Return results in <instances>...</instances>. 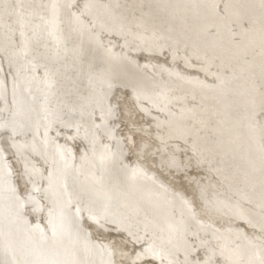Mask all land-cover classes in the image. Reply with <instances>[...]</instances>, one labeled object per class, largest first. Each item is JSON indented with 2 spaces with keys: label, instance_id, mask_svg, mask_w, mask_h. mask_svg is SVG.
I'll use <instances>...</instances> for the list:
<instances>
[{
  "label": "bare ground",
  "instance_id": "bare-ground-1",
  "mask_svg": "<svg viewBox=\"0 0 264 264\" xmlns=\"http://www.w3.org/2000/svg\"><path fill=\"white\" fill-rule=\"evenodd\" d=\"M74 1L0 0V48H3L0 57L5 53L3 57L8 60L15 78L11 91L4 81L0 82V131L6 129L13 136L12 139L7 137L6 143L12 151L10 153L24 166L31 183L26 199H19L13 178L14 167L10 163L8 166L6 153L0 149V264H93L82 256L74 237L88 246L100 259V264H112L111 253L106 252L103 258L101 250L85 233L80 214L72 212L74 206L76 211L81 206L84 208V214L94 221L97 232H103L105 225L102 223H108L125 236V242L131 238V242L144 245L131 258L120 250L127 262H138L147 256L159 264L194 263L189 257L191 249L184 239L190 231L191 220L188 217L178 219L179 214L173 219L168 216L170 212L164 214L165 207H161L157 198L143 197L149 189L142 191L144 184L137 182L135 173H143L142 166L138 167L139 171L129 173L125 168V174L119 169V150L112 145L109 149H103L106 146L98 148L99 133L109 131L115 113L111 106L107 108V104L112 105L114 86L126 87L131 92L139 109L152 120L161 144L167 140L184 143L186 151L192 154L198 165L214 177V183L224 187V192L219 195L211 194L213 199L208 196L211 204H206L210 212L228 213L235 220L264 224L259 221L260 213L264 211V158L259 154V149L264 147V57L257 63L252 60L249 65L243 64L245 59L257 55L259 43L264 46V0H84L80 8L72 12ZM224 8L227 13L222 16ZM86 19L92 27L86 26ZM237 19L248 24V37L231 34L227 22ZM210 27L216 33L208 34ZM97 28L108 36L96 38ZM102 44L108 46L106 50L101 48ZM117 47L124 53L115 54L113 49ZM141 53L149 58L153 54L165 53L173 60L181 61L185 69L195 67L203 78L210 80V84L199 78H187L190 74L185 76L180 69L167 70L165 67L157 72L164 78L150 80L143 75L144 72L129 65L132 58ZM178 53L180 55L176 58ZM226 60L230 61L227 69ZM146 64L156 68L157 63L150 61ZM242 67L250 70V75L257 71L256 80L251 78L247 84L228 88L229 73L240 71ZM186 99L189 104L184 103ZM143 101L149 104L144 105ZM173 106L180 109L173 112ZM13 108L15 114L9 121L8 112ZM93 112L98 114L99 123L92 127L88 117ZM252 113L258 114L257 119L254 117L256 120L250 118ZM55 126L69 128L65 130L71 128L76 138L80 137L86 143V158L83 157L84 161L80 159L78 167L69 163L70 158L65 155L68 150L64 154L63 149L55 144V136L50 134ZM164 147L167 146L163 145V150ZM173 149L166 150L169 154L164 162L169 168L176 169L181 160ZM153 185L156 188V184ZM159 187L156 192H163L164 189L160 191ZM52 194L55 195L51 197ZM37 195L43 196L45 200H41H47L54 207V213L50 208L46 214L50 237L43 232L41 225L31 227L29 217L25 218L23 214L24 206H36ZM150 196L154 195L150 193ZM251 198L258 202L256 210L243 204L244 200ZM183 203L178 206L183 207V211L186 212L188 206L193 208L189 202H185L186 206ZM173 206L167 208L170 210ZM32 210H29L31 215L35 212ZM198 217L202 219V215ZM198 217L196 213L193 218L199 220ZM195 222L203 225L201 221ZM192 223L199 226L194 221ZM68 226L76 232V236L71 235L73 239L66 230ZM259 236H254L255 243L262 237ZM234 239L230 241L234 242ZM241 245L229 251L225 244H221L218 252L223 260H220L238 264L237 256L243 253L247 256L251 250L255 252L251 246L248 249ZM205 252L202 262L211 263L212 251H209L211 254L207 249ZM261 254L264 256V252ZM245 262L248 264L247 260Z\"/></svg>",
  "mask_w": 264,
  "mask_h": 264
},
{
  "label": "rangeland",
  "instance_id": "rangeland-1",
  "mask_svg": "<svg viewBox=\"0 0 264 264\" xmlns=\"http://www.w3.org/2000/svg\"><path fill=\"white\" fill-rule=\"evenodd\" d=\"M82 1H84V0H75L74 2H72V5H71V10H72V12H74V11H77L79 8H80V5H81V3H82ZM219 4H221V1L219 2ZM218 4V5H219ZM75 5V6H74ZM77 7H78V9H77ZM222 8H223V6H221ZM219 10H220V7H219ZM227 12H226V9L224 8V13H221L220 15H222V16H225V14H226ZM86 17V16H85ZM87 18V17H86ZM241 19H237V21H233V22H231V21H228L227 22V24H228V26H229V28H230V32H231V34L233 35V36H238V35H243L244 34V37L246 38V37H248V35H247V33H248V28H249V26H248V24L247 23H245V22H242V21H240ZM85 22V24H86V26L87 27H92V25H91V23H88L89 22V20H85L84 21ZM213 30V31H212ZM207 33L208 34H213V33H216V31L213 29V27H210L209 29H208V31H207ZM104 34V35H103ZM95 35H96V38L98 37V39H100V37L101 38H103V39H105V37H107L108 35L105 33V32H103L102 31V29H98L97 28V32L95 33ZM102 35V36H101ZM232 41H236V40H232ZM258 42H259V40H258ZM101 46V48L102 49H104V50H106V44H102V45H100ZM103 46V47H102ZM112 46V45H111ZM108 47V46H107ZM113 47V46H112ZM121 48H119L118 49V47L116 48V49H113L114 50V52H115V54L116 53H118V54H121V52H122V54L124 53L123 52V50L121 49ZM203 50H205V49H203ZM118 51V52H117ZM0 52H3V48H0ZM120 52V53H119ZM263 53H264V46L262 45V44H260L259 43V46H258V49H257V55L255 56H250L248 59H245L244 60V58H243V60H244V65L246 66V65H249L250 64V62L253 60V63H257V62H259L264 56H263ZM3 55H5V53H3V54H1V56L2 57H0V82H2V81H4L3 83L5 84V86L8 88H10L9 89V91H11V89L13 88L12 86H14L15 85V83L13 82V81H15V78H14V72H13V70H12V68H11V66H9L10 64H9V62H8V60L6 59H4V57H3ZM158 55V56H157ZM159 55H160V57H159ZM180 55V53H178L177 54V56H176V58L178 57ZM151 57L149 58L148 56H146V55H143V53H141V55L140 56H132L133 58V61L131 62V63H129V65H131L133 68H135L136 70H138V71H141V73H143V75H145L147 78H151L150 80H154V79H162V77L164 78V75L161 73H157V72H160V71H158L159 70V68H162V67H165V68H167V70L169 69H173V68H175V69H180V70H182L181 72H184V75L185 76H187V75H189V76H187V78H199V80H202V82H204V83H206V84H210V80L207 78H203L202 76H201V74L200 73H198V70H196V68L194 69L192 66L191 67H188V68H183L182 67V63H181V61H179L178 59H175V60H173L172 58H170V57H168V55L166 56V54L165 53H158V54H153V55H150ZM153 56V57H152ZM135 59V60H134ZM151 59V60H150ZM159 59V60H158ZM154 60H156V61H154ZM4 61V62H3ZM150 61H153L155 64H156V68H157V70H156V68H151V65H148V64H146V63H150ZM174 63H173V62ZM8 62V63H7ZM177 62V63H176ZM230 61L229 60H226V62H224V65H225V68L227 69V68H229L230 67V65L228 64ZM144 63V64H143ZM252 63V62H251ZM142 64H143V66H142ZM173 64V65H172ZM175 64V65H174ZM181 64V65H180ZM144 65H146L145 67H144ZM162 65V66H161ZM168 65V66H167ZM172 67H171V66ZM179 65V66H178ZM229 65V66H228ZM144 67V68H142V67ZM147 66H150V67H147ZM154 66V65H153ZM180 66H181V68H180ZM148 68V69H145V68ZM139 69H141V70H139ZM150 69H152V72H151V70ZM231 69V68H230ZM234 69V68H233ZM257 69V68H256ZM3 70V71H2ZM146 72H145V71ZM149 70H150V72H149ZM183 70H185V71H183ZM235 70H233V72H234ZM8 72V73H7ZM12 72H13V74H12ZM256 72L257 71H255L254 73H252L251 75L249 74L250 73V70H245L243 67L241 68V70L240 71H236V72H234V73H229L230 74V78L227 80V82H226V86L228 87V88H233V86L234 85H237V84H241L242 83V85H244V84H247L249 81H251L250 79L252 78L254 81L256 80L254 77L256 76ZM3 73V74H2ZM189 73V74H188ZM198 73V74H197ZM155 74V75H154ZM157 74V75H156ZM9 75H11V76H9ZM157 78H156V77ZM2 77V78H1ZM13 77V78H12ZM155 77V78H154ZM11 79V80H10ZM212 83H214V82H212ZM19 84V83H18ZM124 87L123 86H121V87H117V86H114L112 89H115V90H112L111 91V94H112V92H113V96L114 97H112V99H111V102H112V105H110V104H107V108H109L110 106L112 107V108H114V110H115V113H114V116L112 117L113 119L111 120V122L109 123L110 124V126H109V131L105 134V133H103V132H100V133H102V134H100L99 132V137H98V139H99V143H98V148H102V147H105V148H103V149H109L110 148V146L112 145L113 146V148L115 149V150H119L118 151V154H119V160H121L120 161V167H119V169L120 170H122L121 172H125V168L127 169L128 168V170H126L127 171V173H129V172H132V171H135V170H137L138 169V171L140 170L138 167H141L142 166V168L144 169L143 170V173H140V171L139 172H136L135 171V173L137 174V182L139 181V183L141 182V184H144L143 185V187L141 188L142 189V191L144 192L145 191V189L147 188V189H149L150 191L151 190H153V191H149L148 190V192H146L147 193V195H145L146 193L144 192V196H143V194H142V196L145 198V196H149L148 198H150V199H152V197H153V199H156L157 198V200H158V202H159V204L160 205H162L161 207L162 208H164V214L167 212V214H168V216L169 217H171V218H176L177 219V216L176 215H178V219H180V218H182V219H186L187 217L189 218V220H191L192 222L194 221V223L197 225V223L195 222V221H197L198 223L200 222V223H203V225L205 224V225H207V227L205 228V225H204V227H202L203 225L202 224H198L197 226L198 227H196L191 221L189 222V224L191 225H189V229H190V231H191V234H190V231H189V233H187L186 234V236H185V242L189 245V247H190V249H191V252H190V255H189V257L192 259L191 261H193L194 263L193 264H208V263H210V262H202L203 261V258L205 257L204 255H206L205 253V251H206V249H207V251H208V253H210L209 251H212L211 253H212V257L213 258H209V260H212L211 261V263L210 264H221V262H222V264L224 263V261H221V260H223V257H221L220 255H219V252L218 251H220V246H221V244L223 245V244H225V248L227 249V250H229V251H231L232 249H235V248H238V247H240V245L242 244L243 246H245L246 248H250L249 246H251V249H255V252L254 251H252L251 249V252H253V253H247V256H246V254H240L239 256H237L236 257V260H237V263L238 264H246L247 262H245L244 263V261H248V264L250 263V261H251V259L253 260V258H255V263L256 264H264V256H263V254H261V252L263 253L264 252V224H260V223H258L257 221H255V222H252V221H249V220H243V219H240V221H239V219L238 220H235L234 218H232L228 213H226L225 215H222V214H217V213H213V212H210L209 210H210V204L211 203H209L210 201H211V198L213 199V197H212V193H214L215 195H219L220 194V192H224V187L219 183V184H215L214 183V181H216L215 179H214V177L213 176H211V174H209V172L208 171H206L204 168H202L200 165H198V163L193 159V156H192V154H190V152L188 151H186V148H187V146H185V144L184 143H182V144H184V145H182L181 144V142H179V141H176V140H167L164 144L162 143H160L159 141H158V139H157V136H158V134L156 133V131L154 130L155 128H153L154 126L152 125V123H151V119L149 118V117H146V115H144L143 114V112L139 109V107L137 106V104H136V100L134 99V97L132 96V94H131V92H129V90L128 89H123ZM212 88V87H211ZM211 88L209 89V91H211ZM17 90V89H16ZM14 91H15V89H14ZM17 92H19L18 90H17ZM110 94V95H111ZM109 95V96H110ZM116 97V98H115ZM257 97V96H256ZM114 100V101H113ZM118 100H120V101H118ZM258 100V99H257ZM188 101V102H187ZM134 102H135V105H134ZM184 103L186 104H189L190 102H189V99H186V101H184ZM143 104L144 105H147V104H149L148 102H146V101H143ZM106 106V105H105ZM118 106V107H117ZM177 109H180V108H178V107H172L171 108V111H173V112H175ZM130 111V113H128ZM153 111V110H152ZM155 111H153V113H154ZM8 114H9V118H8V120L9 121H12L13 120V116H14V114H15V109L13 108V109H10V111L8 112ZM96 112L94 113H91L90 115H89V117H88V120L90 121V124H92L91 126L93 127V126H97V123H99V116H98V114H97V116H96ZM129 114V115H128ZM256 114V115H255ZM252 113V114H250L251 116H250V118L252 119V120H256L257 118H258V114L257 113ZM142 115V116H141ZM129 118H128V117ZM12 117V118H11ZM134 117V118H133ZM256 119H255V118ZM11 118V119H10ZM116 119V120H115ZM57 126H55L54 128H53V130L51 131V136L52 137H54V138H56V139H54L53 138V140L55 141V144H57V146L59 147V148H61V149H63L62 151H63V153H64V151H65V153L67 152L66 150H68V152L65 154L66 156H68V158H70V159H68L67 157V159H68V161H69V163H72L73 164V166L74 167H78L79 166V163H80V161L81 160H83V157L85 156V158H86V153H87V150H86V143L84 144L83 142V140H81V138L80 137H77L76 138V136L74 135V131L73 130H71V128H70V130H65V129H69V128H67V127H65V129H62L63 127L62 126H58V128H56ZM61 127V128H60ZM59 130V131H58ZM54 131V132H53ZM57 131V132H56ZM111 131V132H110ZM113 131V132H112ZM59 132V133H58ZM143 134H142V133ZM63 133V134H62ZM69 134V135H68ZM104 137H103V136ZM106 135H108V136H106ZM143 135V136H142ZM57 136V137H56ZM67 136V137H66ZM106 136V137H105ZM111 136V137H110ZM7 137H10L11 139H12V137L13 136H11L10 135V133H9V131L8 130H3V131H0V149L2 150V151H4V153H6V157H5V161H6V163L8 164V166H9V163L10 164H12L11 166H13L12 168H13V178H14V183L16 184V189H17V194L19 195V199H21L22 200V198H23V200H25L26 199V194L28 193V191H29V187H30V185H31V183H30V181H29V177L27 176V174L24 172V166L23 165H21L20 164V162H19V160L18 159H16V156L13 154V153H10V152H12L11 151V149L10 148H8L9 146L7 145V143H6V138ZM60 137V138H59ZM107 138V139H106ZM19 139V138H18ZM71 139H73V140H71ZM66 140V141H65ZM80 140V141H79ZM147 141V142H146ZM58 142V143H57ZM170 142H172L171 144H169ZM72 143V144H71ZM158 143H160L159 145H158ZM167 143V144H166ZM174 143H175V145H174ZM179 143V144H178ZM59 144H62V145H64L65 147H62V145H59ZM108 145V146H107ZM163 145L164 146H167V147H164V150H163ZM172 145V147H170ZM61 146V147H60ZM73 146V147H72ZM178 146V147H177ZM156 147V148H155ZM159 147H161L160 149H159ZM176 147V148H175ZM184 147V148H183ZM186 147V148H185ZM64 148H66V149H64ZM67 148H69V149H67ZM118 148V149H117ZM173 149V150H176L178 153H177V156H178V158H179V161H180V165L176 168V169H172V168H169L168 166H166V164H165V159H166V156H168V151L166 152V150H169V149ZM41 149H43V151L45 150V147L43 148V147H41ZM93 150H94V148H92ZM91 149V150H92ZM159 149V150H158ZM84 150H86V151H84ZM158 150V151H157ZM161 150V151H160ZM89 151H90V148H89ZM165 151V152H164ZM86 152V153H85ZM68 153H70L71 154V157H72V159H71V157H70V154H68ZM82 153H84V154H82ZM89 153V152H88ZM125 153V154H124ZM167 153V154H166ZM12 154V155H11ZM179 154V155H178ZM259 154H260V156L261 157H263L264 158V147L262 146V148L261 149H259ZM74 157V158H73ZM84 158V159H85ZM192 158V159H191ZM81 159V160H80ZM158 159V160H157ZM162 159H164V160H162ZM185 160H187V161H185ZM73 161V162H72ZM84 161V160H83ZM184 162V163H183ZM186 162V163H185ZM123 163H124V165H125V167H123L124 165H123ZM182 163V164H181ZM128 166V167H127ZM122 168H124V169H122ZM136 168V169H135ZM172 169V170H171ZM124 170V171H123ZM186 171V172H185ZM25 174V175H24ZM125 174H126V172H125ZM146 174V175H145ZM46 175H47V171H46ZM141 175V176H140ZM148 175V176H147ZM157 175V176H156ZM202 175V176H201ZM149 176H152L155 180H151L150 179V177ZM211 176V177H210ZM139 177H141V178H139ZM208 177V178H207ZM213 177V178H212ZM142 178H144V179H146L147 178V180L145 181L144 179L142 180ZM212 178V179H211ZM140 179V180H139ZM213 179H214V181H213ZM28 181V182H27ZM149 181V182H148ZM156 181V182H155ZM159 181V182H158ZM213 182V183H212ZM147 185H149V186H147ZM153 183L154 184H156L159 188H161L160 189V191L162 190V188L164 189V191L163 192H160V193H163L165 196H166V198L164 197V195L163 194H161L160 195V193L159 192H156L157 190H159L158 188H157V186L155 185V187L157 188H154V185H153ZM210 183H212L213 185H215V186H212V184H210ZM28 184H30V185H28ZM138 184V183H137ZM150 184H152V186L150 185ZM206 185V186H205ZM211 185V186H210ZM41 186V189L43 188V186L42 185H40ZM151 186V187H150ZM201 187V188H200ZM216 188L215 190L214 189H212V188ZM145 188V189H144ZM151 188V189H150ZM153 188V189H152ZM208 188V189H207ZM154 189H156V190H154ZM204 189V190H203ZM210 189V190H209ZM213 190V192H211L212 190ZM200 190L202 191V192H200ZM206 190H207V192H206ZM217 190V191H216ZM227 190V189H226ZM142 192V193H143ZM169 192V193H168ZM149 193V194H148ZM150 193H151V195H154V196H150ZM159 193V194H158ZM202 193V194H201ZM155 194L157 195V197L155 196ZM169 196H168V195ZM172 194V195H171ZM203 194H205L204 196H203ZM55 194H52L51 195V197L52 196H54ZM170 195H171V197H170ZM176 195V197H173V196H175ZM201 195V196H200ZM38 197H37V204H36V206L34 205V206H30V205H26V206H24V212H23V214H24V217L25 218H28L29 217V219H27L28 220V222L30 223V225H31V227L34 225L35 227H36V225H38L37 227L39 228V226H40V228L41 229H43V232L47 235V236H49L50 237V232H49V230L47 229L48 228V226H47V223H46V214H48V211H50V208H51V212L52 213H54L55 211L53 210V208L54 207H51V204L49 205V203H47L48 201L46 200V201H44L45 199H44V197L42 196H40V195H37ZM158 196H159V198H158ZM162 196V198H161V200L159 201V199H160V197ZM177 196L178 197H180L179 199L177 198ZM199 196V197H198ZM202 196H203V199H202ZM208 196H210V197H208ZM155 197V198H154ZM206 197V198H205ZM40 198V199H39ZM41 198H43L44 200H41ZM163 198H164V201H163ZM176 198L178 199V200H176ZM255 198V197H254ZM254 198H251V200L249 199V200H244L243 202H245V203H243L244 205L246 204V206L248 205L250 208H252V209H254V210H256V207L258 206V202L254 199ZM166 199V200H165ZM174 200V202H172L173 200ZM167 200H168V202L170 203V202H172L170 205H174L173 207L175 208L176 206L178 207L179 205H180V203H182V202H184L183 204H184V206H186V204H185V202H189L190 203V207H192V205H193V208H188L187 207V210H186V212L185 211H183V207H176L177 208V211H176V209H174V208H172L171 207V209L169 210L168 208H170L169 206L170 205H168L167 203ZM180 200V202H178ZM189 200V201H188ZM203 200V201H202ZM208 200V201H207ZM182 201V202H181ZM204 201H205V204H206V202H208L207 204L209 205V206H207V204L206 205H204ZM255 201V202H254ZM51 202H52V200H51ZM166 203V204H164V203ZM39 203V204H38ZM177 203V204H176ZM179 203V204H178ZM192 203V204H191ZM29 204V203H28ZM40 205V206H39ZM167 205V206H166ZM48 206V207H47ZM181 206V205H180ZM209 207L208 209L207 208H205V207ZM247 206V207H248ZM39 207V208H38ZM168 207V208H167ZM74 208H75V206H74ZM73 208V210H72V212H74L75 211V214H80V217H81V222H82V227H84L83 229H84V231H85V233L87 234V236L89 237V239L92 241V243L98 248V249H100L101 250V255L103 256V258L104 257H106V252H107V254L108 253H111V256H112V258H113V261H112V264H159L158 263V261L155 259L154 260V258L152 259V258H150V257H147L146 256V258H144V259H142V260H140V261H135V262H132V261H130V262H127L126 261V259H124V256H123V254L122 253H120V250H123L124 252L123 253H126V254H128L126 257L128 258H131L132 257V255H134L135 253H137L140 249H142V246H144L143 244H141V245H139L138 243H135V241H134V243L133 242H131L130 240H131V238H130V243H129V241H126L125 242V240L124 239H126L125 238V236L121 233V232H119L118 230H117V228L114 226V225H111V224H109L108 225V223H102L103 225H105V226H103V232H97L96 230V227H95V225H94V221L93 220H90L89 219V217L87 216V215H85L86 213H85V211H84V208L81 206V207H79L78 209H77V211L75 210ZM181 208V209H180ZM31 209H33L32 211H35L34 212V214L33 215H31V211H29V210H31ZM167 210V211H166ZM179 210H182L181 212L179 211ZM189 210V211H188ZM178 211L180 212V213H182L181 215H180V213H178ZM192 211V212H191ZM203 213H202V212ZM174 212V213H173ZM187 212H191L192 213V216H191V213H187ZM264 211H261V213H260V215H262V216H260L259 217V221H263L264 222V213H263ZM29 213H30V215H29ZM85 213V214H84ZM196 213H197V217L198 216H201L202 215V219H201V217H198L199 218V220L198 219H196V220H194V218L193 217H195L196 216ZM206 213H207V215L208 216H211L210 218L206 215ZM263 213V214H262ZM190 214V215H189ZM199 214V215H198ZM210 214V215H209ZM224 214V213H223ZM228 214V215H227ZM206 215V216H205ZM28 216V217H27ZM54 216V215H53ZM227 218H226V217ZM40 217V218H39ZM88 217V218H87ZM184 217V218H183ZM209 219H208V218ZM225 217V218H224ZM230 217V218H229ZM173 218V219H174ZM232 218V219H231ZM51 219H52V217H51ZM193 219V220H192ZM205 219L206 220H209V222H205ZM89 220V221H88ZM229 220V221H228ZM243 220V221H242ZM93 221V222H92ZM232 221V222H231ZM246 221L248 222L247 224H245L246 223ZM231 222V223H230ZM243 222V223H242ZM249 222H250V225H249V227H248V224H249ZM38 223V224H37ZM207 223V224H206ZM210 224V226H209V224ZM239 223V224H238ZM241 223V224H240ZM256 223V224H255ZM260 224V225H259ZM70 225V224H69ZM232 225H234V226H232ZM67 226V225H66ZM193 226H195V227H193ZM219 226V227H218ZM246 226V227H245ZM250 226H252V227H250ZM256 228H255V227ZM36 227V228H37ZM214 227L216 228V229H214ZM262 227V228H261ZM107 228V229H106ZM196 228V229H195ZM199 228H201V229H199ZM210 228V229H209ZM249 228H250V230H249ZM258 228V229H257ZM192 229L195 231V232H193L192 231ZM205 229V230H204ZM218 229H219V231H218ZM220 229H224V230H220ZM231 229H233L234 231H232L231 232ZM257 229V230H256ZM66 230H68L67 232H69V235H70V237L73 239V237L74 236H76V232H75V230L72 228V226H68V227H66ZM106 230V231H105ZM209 230H211V231H209ZM227 230V231H226ZM239 230V231H238ZM241 230V231H240ZM36 231V230H35ZM199 231V232H198ZM236 231V232H235ZM244 231V232H243ZM202 232V234H200ZM214 234H213V233ZM215 232L216 233H220V234H215ZM230 232H231V234H233V235H231L230 234ZM50 233V234H49ZM71 233V234H70ZM196 233V234H195ZM206 233H207V235H206ZM227 234V233H229V234H227V235H229L230 237H228V236H226L225 234ZM262 233V234H261ZM204 234V235H203ZM222 234H223V236H222ZM235 234V235H234ZM237 234V235H236ZM260 235L259 237H261L260 238V240L259 241H257V243H255L256 241H255V238H254V236H256V235ZM73 237H72V236ZM197 235V236H196ZM222 238H220L219 236ZM189 236V237H188ZM203 237L202 239H201V237ZM215 238V242L214 241H212L213 240V238ZM235 238H233V237ZM239 238H238V237ZM241 236V237H240ZM128 237V236H127ZM211 237V238H210ZM217 237V238H216ZM246 239H245V238ZM75 238V240H76V242H77V244L79 245V250H80V252H81V254H82V256H85L86 258H87V260L89 261H91V262H93V264H100V259L95 255V254H93V252L91 251V250H89V248H88V246L87 247H85L81 242L82 241H79V240H77L76 239V237H74ZM118 238V239H117ZM124 238V239H123ZM128 238V239H129ZM197 238V239H196ZM208 238V239H207ZM209 238H210V240H209ZM226 238V239H225ZM237 238H238V240H237ZM241 238H243L244 240H245V242H242V241H244L243 239H241ZM248 238V239H247ZM189 239V240H188ZM194 241H193V240ZM202 241H201V240ZM207 239V240H206ZM217 239V240H216ZM224 239V240H223ZM230 239L231 240H233L234 239V242L233 241H230ZM263 239V240H262ZM121 240V241H120ZM198 240H200V241H198ZM204 240V241H203ZM219 240H222V241H219ZM229 240V241H228ZM235 240H237V241H235ZM196 241V242H195ZM209 241V242H208ZM210 241H212V242H210ZM224 241V242H223ZM247 241H248V243H247ZM263 241V242H262ZM193 242H195V243H192ZM199 242H200V244H199ZM202 242V243H201ZM205 242H207L208 244H206ZM214 242V244H212ZM221 243V244H219V246H218V243ZM233 242V243H232ZM242 242V243H241ZM260 242H262V244H260ZM85 245H86V243L85 242H83ZM104 244L105 246H103L102 244ZM198 243V245H196ZM249 243H252V245L251 244H249ZM195 244V245H194ZM207 245V247H206V245ZM216 244V245H215ZM238 244H239V246H238ZM245 244V245H244ZM258 244V245H257ZM134 245V246H133ZM211 245V246H210ZM234 245H235V247H234ZM241 245V246H242ZM256 245V246H255ZM260 245V246H259ZM198 246V247H197ZM204 246V247H203ZM208 246H210L209 248H208ZM217 246V247H216ZM260 248H259V247ZM262 246V247H261ZM196 247H197V249H196ZM218 247H220V248H218ZM253 247V248H252ZM201 248V249H200ZM257 248H259V253L258 252H256V250L258 251V249ZM108 249V250H107ZM260 249L262 250L261 252H260ZM200 250H201V252H200ZM105 251V252H104ZM203 251V252H202ZM232 251H234V250H232ZM100 252V251H99ZM104 253V254H103ZM210 253V254H211ZM254 253H256V254H254ZM258 253V254H257ZM215 256H214V255ZM250 255V258L248 257L249 255ZM255 256H254V255ZM252 255H253V257H252ZM219 256V257H218ZM240 256H242L241 258H240ZM216 258V259H215ZM220 258H221V260H220ZM244 258L246 259V260H244ZM260 258V259H259ZM196 261H195V260ZM256 259H258V260H256ZM250 260V261H249ZM261 260V262H259ZM89 261V262H90ZM215 261V262H214ZM253 261H251V263L252 264H254L253 263ZM259 263H258V262ZM241 262V263H240ZM250 263V264H251ZM224 264H227L226 262L224 263Z\"/></svg>",
  "mask_w": 264,
  "mask_h": 264
}]
</instances>
